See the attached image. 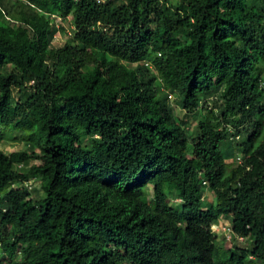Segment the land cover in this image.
Wrapping results in <instances>:
<instances>
[{"label": "trees", "instance_id": "1", "mask_svg": "<svg viewBox=\"0 0 264 264\" xmlns=\"http://www.w3.org/2000/svg\"><path fill=\"white\" fill-rule=\"evenodd\" d=\"M4 138L0 264H264V0H0Z\"/></svg>", "mask_w": 264, "mask_h": 264}, {"label": "rangeland", "instance_id": "2", "mask_svg": "<svg viewBox=\"0 0 264 264\" xmlns=\"http://www.w3.org/2000/svg\"><path fill=\"white\" fill-rule=\"evenodd\" d=\"M175 1L177 2L178 0H175ZM57 19H58V17H57ZM58 21H59V23L61 22V24L66 28V30L68 32H70L71 26L69 23V19L63 20V19L59 18ZM64 42H65V36L61 32H58L54 38V45L55 46H62L64 44ZM172 95H173L172 99L169 98V100H170V103L174 107V112L176 114L181 115L182 111L178 108V106L176 104V95L175 94H172ZM192 125L194 127L195 123L193 122ZM24 147H25L24 144L19 139L13 140L11 138H4L3 140L0 141V150L4 151L6 153H10V152H14V151H20V150H23ZM228 161H229L228 163L235 165L234 164L235 162H232V160L231 161L228 160ZM236 162H238V159H236ZM39 188H40V186L38 184H35L34 189H39ZM205 199L208 202L213 200V193L208 188L205 191ZM178 202H179L178 199L172 200V203H178ZM227 225H228V223L226 221L222 222L221 227L216 228L218 230V232H215L216 237H217L216 239L219 242V245L222 247V249L227 250V249L231 248L234 244H236L239 247L244 246L246 244V240L245 241H240V240L235 241L233 239L232 235L230 238H228V235H226L227 232L223 231L224 230L223 228L226 227Z\"/></svg>", "mask_w": 264, "mask_h": 264}, {"label": "clouds", "instance_id": "3", "mask_svg": "<svg viewBox=\"0 0 264 264\" xmlns=\"http://www.w3.org/2000/svg\"><path fill=\"white\" fill-rule=\"evenodd\" d=\"M148 63V62H147ZM146 63V64H147ZM149 64V63H148ZM149 67V66H148ZM149 68H151V65H150V67ZM171 96H173L172 94H170ZM241 161H239V163H240ZM203 185L205 186V185H207L205 182H203ZM222 222H224V221H218V222H216L215 224H213L212 225V231L215 233V232H218V230L216 229V228H219V227H221V224H222ZM227 222V221H226ZM228 223V222H227ZM224 230L223 231H225V232H227L226 233V235H228V238H230L231 237V235H232V229H231V226L229 225V223H228V225L226 226V227H224L223 228ZM228 229H229V231H228ZM216 234V233H215ZM233 236V235H232ZM238 239L237 240H240V241H242L243 240V238H241V237H237Z\"/></svg>", "mask_w": 264, "mask_h": 264}, {"label": "built area", "instance_id": "4", "mask_svg": "<svg viewBox=\"0 0 264 264\" xmlns=\"http://www.w3.org/2000/svg\"><path fill=\"white\" fill-rule=\"evenodd\" d=\"M58 19H59V18H58ZM146 65L150 67V64L147 63ZM171 97H172V96L170 95L169 98H171ZM228 231H229V229H228Z\"/></svg>", "mask_w": 264, "mask_h": 264}]
</instances>
